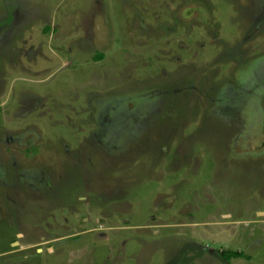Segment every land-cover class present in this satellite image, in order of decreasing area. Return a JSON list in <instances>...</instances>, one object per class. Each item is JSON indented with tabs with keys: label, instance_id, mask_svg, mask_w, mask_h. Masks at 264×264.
Wrapping results in <instances>:
<instances>
[{
	"label": "rangeland",
	"instance_id": "obj_1",
	"mask_svg": "<svg viewBox=\"0 0 264 264\" xmlns=\"http://www.w3.org/2000/svg\"><path fill=\"white\" fill-rule=\"evenodd\" d=\"M0 264H264V0H0Z\"/></svg>",
	"mask_w": 264,
	"mask_h": 264
},
{
	"label": "trees",
	"instance_id": "obj_2",
	"mask_svg": "<svg viewBox=\"0 0 264 264\" xmlns=\"http://www.w3.org/2000/svg\"><path fill=\"white\" fill-rule=\"evenodd\" d=\"M98 57H100V56H98ZM232 255L237 256L239 254H238V252H232ZM226 257L228 258V256H226Z\"/></svg>",
	"mask_w": 264,
	"mask_h": 264
}]
</instances>
